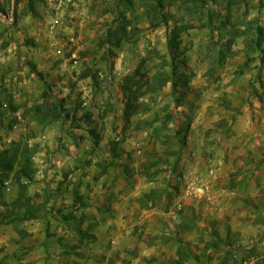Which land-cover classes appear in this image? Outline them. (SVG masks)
I'll use <instances>...</instances> for the list:
<instances>
[{
    "label": "rangeland",
    "instance_id": "rangeland-1",
    "mask_svg": "<svg viewBox=\"0 0 264 264\" xmlns=\"http://www.w3.org/2000/svg\"><path fill=\"white\" fill-rule=\"evenodd\" d=\"M0 7V264H264V0Z\"/></svg>",
    "mask_w": 264,
    "mask_h": 264
},
{
    "label": "trees",
    "instance_id": "trees-1",
    "mask_svg": "<svg viewBox=\"0 0 264 264\" xmlns=\"http://www.w3.org/2000/svg\"><path fill=\"white\" fill-rule=\"evenodd\" d=\"M119 30L120 32H122V34L117 37V34H119ZM128 35H129V31L127 29V26L118 27L117 29L116 28L110 29L105 42L110 44H116L117 46H119L122 40L127 39ZM172 41L173 38L169 39V44H171V46L173 44ZM262 60L264 62V54L262 56ZM63 112H65V109L63 108V104H56L49 108V110L47 111V115L49 117H53L55 120H59L61 118L66 117V115L65 116L63 115ZM17 158H18V153L16 150L14 151L12 149H4L0 152V176L9 177L12 173H14L15 180L19 184V187L21 188L20 190L21 197H23L28 190L29 187L28 183L30 182V181L25 182L24 178L26 177L30 179L33 170L29 167L30 159H25L24 161H21L20 162L21 165L19 166V168H16ZM16 204L20 207L27 206L22 202L21 198L17 200ZM37 212L38 209H32L31 207H29V209H27V211L24 212L25 213L24 216L28 220L35 219L38 217Z\"/></svg>",
    "mask_w": 264,
    "mask_h": 264
}]
</instances>
